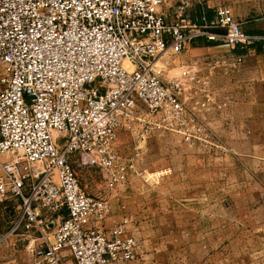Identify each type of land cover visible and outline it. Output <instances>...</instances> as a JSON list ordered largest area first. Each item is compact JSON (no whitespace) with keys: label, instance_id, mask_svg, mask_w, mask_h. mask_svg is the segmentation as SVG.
Here are the masks:
<instances>
[{"label":"built area","instance_id":"built-area-1","mask_svg":"<svg viewBox=\"0 0 264 264\" xmlns=\"http://www.w3.org/2000/svg\"><path fill=\"white\" fill-rule=\"evenodd\" d=\"M163 1L0 0V203L20 199L12 232L45 238L32 246V264H126L137 258L129 218L106 227L110 200L85 189L71 157L101 170L111 190L140 174L115 143L121 126L142 107L160 128L190 143L213 144L184 99L196 66L165 79L155 65L170 49L182 51L199 35H215L189 30L187 0L172 19ZM216 26L227 30L232 47L253 41L227 5L217 9ZM241 62L239 57L230 65L236 69Z\"/></svg>","mask_w":264,"mask_h":264},{"label":"rangeland","instance_id":"rangeland-1","mask_svg":"<svg viewBox=\"0 0 264 264\" xmlns=\"http://www.w3.org/2000/svg\"><path fill=\"white\" fill-rule=\"evenodd\" d=\"M169 1L171 18L173 7L181 5L182 0L170 4ZM184 50L172 49L166 56L167 64L164 59L159 60L155 71L165 79L180 76L191 59ZM139 113L130 123L124 122L116 142L121 157L133 159L145 175L134 174L118 189L111 190L101 170L80 164L74 155L71 163L90 194L106 196L115 204L117 215L121 212V216L127 213L133 217V235L139 243L141 261L264 264V141L253 142L251 138L252 128L258 130V123L264 126V110L227 112L221 124L228 133L221 131L226 143L213 141L212 149L228 155L213 156L210 172L206 168L205 174L202 161L196 159L200 154L196 148L182 141L179 133L162 130L158 119L146 107ZM241 122L244 127L235 126ZM204 176H210L211 180L205 204L202 200L205 193L199 190ZM13 199L17 200L11 197L0 205ZM18 214L16 203L15 208L0 217V246L29 234L23 229L12 232ZM141 217L144 223H140ZM27 249L31 251L32 247ZM27 256L24 248L19 258L24 261Z\"/></svg>","mask_w":264,"mask_h":264},{"label":"crops","instance_id":"crops-1","mask_svg":"<svg viewBox=\"0 0 264 264\" xmlns=\"http://www.w3.org/2000/svg\"><path fill=\"white\" fill-rule=\"evenodd\" d=\"M167 1L168 0L163 1L162 10L169 19H172L175 17L178 6L173 7L174 12L170 18V10L169 7L167 8ZM172 1L180 2L181 0H170L169 4ZM221 5H227L231 8L233 15L240 22L243 30L253 36V41L251 43L238 47H232L227 44L222 34L224 28L216 26L217 9ZM172 6L174 5L172 4ZM183 16L190 23V31L194 32L206 29L209 33L215 35L213 39H209L204 35H199L186 45L184 54L191 57L186 67L196 66L198 73L196 80L187 83L184 99L187 105L198 114L199 118L209 128L211 141L226 143L223 133H228L226 129H222L224 126H221V124L224 123L222 118L226 117L229 110H264V0H188V6L185 8ZM171 50L172 49L168 52ZM168 52L161 58L164 59L166 64ZM239 57L242 58V62L239 67L233 69L230 63ZM221 84L222 86H220ZM234 94L236 98H233ZM206 99L209 100L206 101ZM196 100L206 101V106L196 104ZM236 125L244 127L243 122L235 124V126ZM256 126L258 130H254L251 127V138L253 142L260 143L264 141V138H262L264 126L260 123ZM235 128L236 127H233V129ZM162 130L170 131L164 128H162ZM230 132L231 131H229V133ZM235 134L236 131H234V135ZM179 137L185 143L191 144L189 146L196 148L197 152L200 153L196 159H198L200 163L202 161L204 174L206 168L210 167V161L213 156H216V158H223V156L228 155V153L222 151L213 152L212 145L209 143H190L186 141L183 136ZM115 147L117 150V142L115 143ZM1 172L2 169L0 166V174ZM208 172H210V168H208ZM141 173H143L141 176L145 175L144 172L141 171ZM159 174L160 172H157V175ZM158 178L159 176L156 180ZM210 189V176L209 178L204 176L203 183L199 184V190L205 193L206 191L209 192ZM204 196L205 197L202 199L203 204H205L206 201V193ZM16 203H18L19 209L20 199L18 198L17 200L13 199L6 204L0 205V217L3 216L5 211H11L15 208ZM123 209H125V206H123ZM128 217V233L135 235L133 231V217L127 213L121 216V212L117 215L115 213V204L113 206L111 202V213L106 220V227H112ZM142 222L144 223L141 217L140 223ZM147 222L148 221L145 220V223ZM21 236L22 238H13V240H7L6 242L3 241L6 243V246H0V264L33 263V252L32 250L29 251L27 247L38 245L42 243L45 238H42L39 233ZM0 237L2 236L0 235ZM47 239L52 240V235H47ZM24 248H26L28 256L27 259L23 261L19 258V255ZM140 257L141 250L139 249L137 258L128 262V264H145L146 262H142V258Z\"/></svg>","mask_w":264,"mask_h":264},{"label":"water","instance_id":"water-1","mask_svg":"<svg viewBox=\"0 0 264 264\" xmlns=\"http://www.w3.org/2000/svg\"><path fill=\"white\" fill-rule=\"evenodd\" d=\"M227 33L226 29H223L222 34L225 35Z\"/></svg>","mask_w":264,"mask_h":264},{"label":"bare ground","instance_id":"bare-ground-1","mask_svg":"<svg viewBox=\"0 0 264 264\" xmlns=\"http://www.w3.org/2000/svg\"><path fill=\"white\" fill-rule=\"evenodd\" d=\"M162 56H163V55H162ZM162 56L158 59V61L162 58ZM158 61H157V62H158Z\"/></svg>","mask_w":264,"mask_h":264}]
</instances>
